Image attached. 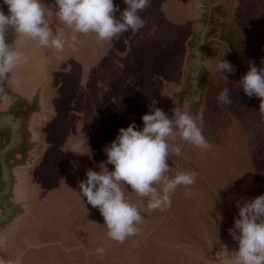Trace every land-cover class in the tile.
Segmentation results:
<instances>
[{
	"label": "rangeland",
	"instance_id": "1",
	"mask_svg": "<svg viewBox=\"0 0 264 264\" xmlns=\"http://www.w3.org/2000/svg\"><path fill=\"white\" fill-rule=\"evenodd\" d=\"M42 1L54 35H61L66 44L59 54L34 41L30 47L39 51L40 66L46 64L44 74L53 82L55 114H47L37 131L35 176L25 178L29 203L12 241L2 243V264H182L185 241L195 242L194 236L202 232L195 226L198 211L205 212L213 226L225 216L233 221L235 215L226 204L238 211L243 198L249 200L264 190V114L259 111L260 99L248 97L239 84L250 61L258 68L264 66V0H235V8L227 11L226 7V15L218 18L223 23L220 39L241 47L231 60L215 53L204 77L209 90L200 91L188 107L200 120L210 147H194L178 135L168 140L169 151L174 148L172 161H167L173 168L169 175L175 170L195 172V183L178 187L171 195V206L153 211L144 229L141 226L136 236L123 243L107 237L103 217L79 195L78 183L86 179L88 169L101 171L107 160L104 148L116 139L119 129L135 123L136 130H142V116L149 114L153 99L166 113L169 93L182 85L183 60L188 55L182 29L189 17L183 14L191 4V9L204 11L205 0H172V5L169 0H150L139 13L145 21L142 28L103 42L94 33L76 34L62 25L54 1L52 5ZM114 4L120 11L126 8L123 0ZM170 6L180 8L182 14L173 15ZM73 35L77 42L69 47ZM221 60L230 62L235 72L219 73ZM223 88L230 89L229 105L217 104ZM104 166L114 170L113 165ZM126 199L142 207L141 198L130 188ZM227 240L216 253L222 245L228 252L237 249L229 232L223 241ZM196 243L203 245V241ZM99 248L105 250L103 255L97 254Z\"/></svg>",
	"mask_w": 264,
	"mask_h": 264
},
{
	"label": "clouds",
	"instance_id": "2",
	"mask_svg": "<svg viewBox=\"0 0 264 264\" xmlns=\"http://www.w3.org/2000/svg\"><path fill=\"white\" fill-rule=\"evenodd\" d=\"M123 2L126 8L120 11L114 0H54L55 15L62 25L76 34L94 33L98 41H110L144 26L145 21L139 13L149 7L150 0ZM3 3L8 14L0 9V99L7 95L4 86L11 82L10 74L26 60L21 52L6 42L8 32L26 37L42 48L54 49L57 54L64 51L66 44L61 35H54L45 18L47 8L41 0H3ZM76 42L77 36L73 35L68 46L74 47ZM235 70L227 60L217 64V71L221 74L234 73ZM239 84L248 97L260 99L259 111L264 114V66L258 68L250 61ZM216 100L218 105L231 104L230 89L223 88ZM156 103L153 99L149 114L142 116V130H136L135 123L119 129L116 139L104 148L107 160L100 165L101 171L88 169L86 179L78 183L79 195L86 198L88 205L99 210L108 230L107 237L118 243L136 236L144 222L139 207L126 199V190L130 188L142 200L146 198L147 210H165L171 206V195L178 187L188 188L195 183V172L175 170L174 175H169L173 172L167 163L169 138L178 135L194 147H210L201 126L190 113L173 107L169 116L156 107ZM176 155H180L179 149ZM105 164L113 165L114 170L109 171ZM228 232L238 247L228 252L227 246L222 245L213 264H264V194L239 205L238 217L234 218L233 228ZM104 251L99 248L97 254L103 255ZM222 256L228 259L221 261Z\"/></svg>",
	"mask_w": 264,
	"mask_h": 264
},
{
	"label": "flooded vegetation",
	"instance_id": "3",
	"mask_svg": "<svg viewBox=\"0 0 264 264\" xmlns=\"http://www.w3.org/2000/svg\"><path fill=\"white\" fill-rule=\"evenodd\" d=\"M52 1L54 0H49L50 5H52ZM169 1L170 5L174 2ZM41 2L43 1L41 0ZM45 4L46 1L44 6ZM236 5L235 0H205L202 7L205 12H198L197 7H194L195 10L191 9L192 4L187 7L183 15H188L189 19L184 24L186 27L182 31H184V40L187 39L184 43L188 55L183 60V74L180 80L182 85L175 89L176 91L169 93L170 102L166 106V113L169 116L172 115L173 107L188 112V107L194 103L197 94L203 90L208 92L209 87L204 77L208 72L207 68L212 65L211 59L215 53L226 55L227 60L233 59L234 55L237 56L238 53L236 52L240 51V45L232 46L227 38L220 39L219 33L223 30V23L218 21L220 16L226 15V7H228L227 11H232ZM170 7V12L173 15L182 14L180 8L172 9L173 6ZM0 9L6 15L8 14L7 6L4 5L3 0H0ZM189 9L191 11H188ZM191 38H195V41H192ZM5 39L7 43L21 52L26 60L10 74L11 82L4 86L7 95L0 99V241L2 242L12 241L13 234L18 231L21 215L24 214L22 211L26 207L25 205L29 203V198L27 199L24 191L25 178L35 176L37 131L41 128V123L47 114H55L54 108L51 107V99L54 95V89L51 88L53 82L50 77H47L46 72L44 74L43 68H46V64L40 66L42 59H40L41 61L38 59L39 53L37 54V52L39 51L36 48H30L32 40L18 36L14 32H8ZM182 86L183 89H181ZM195 120L198 125L201 123L198 118ZM173 149L171 148L169 151L168 159L170 162L174 153ZM32 165L34 166L32 167ZM217 184H219L218 181ZM261 194H264V190L259 195ZM244 201H246L245 198H243ZM140 203L142 207L139 210L144 217V222L139 228L142 226L144 229L145 223L153 217L152 212L156 210H147L146 198L145 200L141 199ZM226 205L227 211L233 212L234 218H237L238 211L234 210L233 204L227 203ZM207 208L208 206H206ZM198 212L197 215L200 219L199 222L195 223V226L198 225L202 232L200 231L194 236L195 242L185 241L188 245L185 243L186 248L181 251L184 253L183 258L180 259L182 264H209L216 258L213 254L218 250L219 244L228 242V240L225 242L223 240L227 237L228 229L234 220L231 221L225 216L221 223L217 222V225L213 226L206 220L205 212ZM221 232L223 233L221 234ZM196 241H203V245L199 247L196 245ZM1 247L2 243H0V262L3 260L1 256L5 253L1 252ZM214 251L215 253H213ZM198 256L201 259L197 258ZM15 257L19 261L18 256ZM211 263L213 264V261Z\"/></svg>",
	"mask_w": 264,
	"mask_h": 264
},
{
	"label": "water",
	"instance_id": "4",
	"mask_svg": "<svg viewBox=\"0 0 264 264\" xmlns=\"http://www.w3.org/2000/svg\"><path fill=\"white\" fill-rule=\"evenodd\" d=\"M202 36H203V33H202V35H201V40H202Z\"/></svg>",
	"mask_w": 264,
	"mask_h": 264
}]
</instances>
